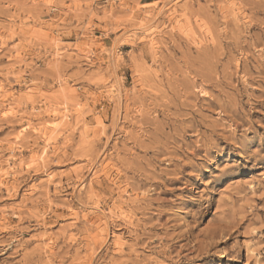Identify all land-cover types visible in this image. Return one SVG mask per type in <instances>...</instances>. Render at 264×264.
<instances>
[{"label":"rangeland","instance_id":"374dc122","mask_svg":"<svg viewBox=\"0 0 264 264\" xmlns=\"http://www.w3.org/2000/svg\"><path fill=\"white\" fill-rule=\"evenodd\" d=\"M0 264H264V0H0Z\"/></svg>","mask_w":264,"mask_h":264},{"label":"bare ground","instance_id":"6f19581e","mask_svg":"<svg viewBox=\"0 0 264 264\" xmlns=\"http://www.w3.org/2000/svg\"><path fill=\"white\" fill-rule=\"evenodd\" d=\"M2 87V86H1ZM7 169V168H6Z\"/></svg>","mask_w":264,"mask_h":264}]
</instances>
